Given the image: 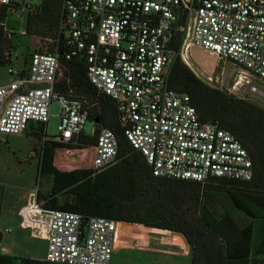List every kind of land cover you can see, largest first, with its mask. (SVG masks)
<instances>
[{"label":"built area","instance_id":"1","mask_svg":"<svg viewBox=\"0 0 264 264\" xmlns=\"http://www.w3.org/2000/svg\"><path fill=\"white\" fill-rule=\"evenodd\" d=\"M13 0H0V7ZM53 51H35L26 68H8L0 85V139L37 125L43 141L75 144L88 122L86 101L68 86L69 62H82L98 95L111 99L129 145L156 178L205 184L249 182L252 162L241 143L216 123H201L189 95L169 88L168 70L196 46L236 68L234 89L264 85V0H59ZM181 34L176 50L177 35ZM211 81V78H208ZM59 106V135L46 138L50 107ZM93 133V130H92ZM114 133L101 129L88 169L114 164ZM37 193V191H36ZM31 193L19 227L46 242L51 264H111L118 222L48 210Z\"/></svg>","mask_w":264,"mask_h":264},{"label":"trees","instance_id":"2","mask_svg":"<svg viewBox=\"0 0 264 264\" xmlns=\"http://www.w3.org/2000/svg\"><path fill=\"white\" fill-rule=\"evenodd\" d=\"M9 6L0 7V68L9 63L8 50L12 47L3 33ZM59 22V0H40L37 10L27 15L25 33L49 42L45 51H53ZM176 39L178 50L181 34ZM182 61L176 57L168 70L169 88L189 95L201 123H216L241 143L252 162L253 177L249 182L212 178L201 184L153 177L144 158L127 142L114 103L97 94L85 78L84 64L73 61L68 63V86L62 83L60 88L62 91L72 88L77 98L86 101L93 133L80 134L75 144L43 141L38 172L49 181V189L37 193L36 200L48 210L180 233L189 246L191 264H252L253 226L238 229L232 221L219 219L206 210L201 201L207 188L222 190L234 209L264 220V110L226 91L208 87ZM103 128L111 130L117 140L113 165L97 173L88 168L61 171L55 167L57 151L56 163L60 165H63L62 151L84 155L96 145ZM73 161L76 162L75 156ZM255 261L264 264V248L255 255ZM0 264L51 263L0 254Z\"/></svg>","mask_w":264,"mask_h":264},{"label":"rangeland","instance_id":"3","mask_svg":"<svg viewBox=\"0 0 264 264\" xmlns=\"http://www.w3.org/2000/svg\"><path fill=\"white\" fill-rule=\"evenodd\" d=\"M39 4L40 0H13L7 9L3 33L12 47L8 50L9 63L0 68V85L8 83L11 78L7 74L8 68H26L25 63L29 56L35 51H45L48 46L49 42L25 33L27 15L36 11ZM189 55V70L205 85L226 91L264 110L262 94L251 93L245 86L233 88L237 72L231 62L219 61L214 55L196 46L189 50ZM208 78H211V81ZM252 84L264 93V85L259 81L253 79ZM58 113L59 106L53 103L50 107L52 116L46 125L48 140H53L59 135ZM33 126L22 134L3 136L0 139V231L4 235L0 243V254L42 260L45 258L46 242L33 238L29 231L20 229L18 217L19 209L27 203L31 193H45L49 189V181L41 178L38 172L43 132L37 125ZM92 130L93 125L87 122L84 127L85 134L91 135ZM77 152L62 151L59 156L63 165H60L56 163L59 154L57 151L55 167L61 171L87 169L92 151L89 150L84 155ZM74 156L76 162L73 161ZM201 203L219 219L232 221L238 229L251 224L254 230L251 263L263 264L255 261V255L264 248V220L250 218L234 209L229 196L222 190L207 188ZM111 264H191L190 249L189 246L186 248L179 236L139 224L126 223L121 224L117 231Z\"/></svg>","mask_w":264,"mask_h":264},{"label":"water","instance_id":"4","mask_svg":"<svg viewBox=\"0 0 264 264\" xmlns=\"http://www.w3.org/2000/svg\"><path fill=\"white\" fill-rule=\"evenodd\" d=\"M96 122H97V121H95V123H96ZM168 232H170V233L173 234V235L179 236V237L183 240V242H184L186 248L188 249L187 241H186L185 237H184L182 234H180V233H176V232H171V231H168Z\"/></svg>","mask_w":264,"mask_h":264},{"label":"crops","instance_id":"5","mask_svg":"<svg viewBox=\"0 0 264 264\" xmlns=\"http://www.w3.org/2000/svg\"><path fill=\"white\" fill-rule=\"evenodd\" d=\"M67 151H70V150H67ZM91 157H92V154H91ZM90 160V159H89ZM121 224H126V223H119V227H120V225ZM119 227L117 228V230H119ZM1 232V231H0ZM1 234H2V239H1V241H0V243L3 241V239H4V235H3V233L1 232ZM4 254V253H3ZM8 255V254H7ZM19 257H24V256H19ZM27 258H29V257H27ZM30 259H33V258H30ZM44 259H42V260H40V261H43Z\"/></svg>","mask_w":264,"mask_h":264},{"label":"bare ground","instance_id":"6","mask_svg":"<svg viewBox=\"0 0 264 264\" xmlns=\"http://www.w3.org/2000/svg\"><path fill=\"white\" fill-rule=\"evenodd\" d=\"M190 55L188 54V55H186V56H184V58H183V61H184V63L185 64H187L189 67H190V65L187 63L188 62V60L187 59H189L190 57H189Z\"/></svg>","mask_w":264,"mask_h":264}]
</instances>
